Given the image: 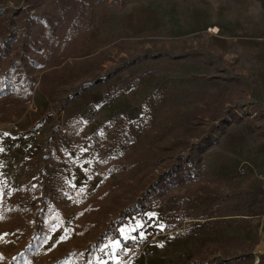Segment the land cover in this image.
<instances>
[{
	"label": "rangeland",
	"instance_id": "rangeland-1",
	"mask_svg": "<svg viewBox=\"0 0 264 264\" xmlns=\"http://www.w3.org/2000/svg\"><path fill=\"white\" fill-rule=\"evenodd\" d=\"M26 2L0 0V40L14 33L15 56L19 51L26 55L23 41L35 28L24 25L27 17L18 15L21 8L28 9L30 16L45 18L53 4L52 0L41 5ZM106 3L95 11L94 28L79 39L81 52L60 64L64 70L73 67L67 78L73 81L61 88L54 101L37 84L23 114L7 111L0 118V139L13 143L9 148L13 156L7 149L0 151V208L4 198L19 194L20 183L40 185L32 204L47 211L46 219L58 217L39 250L28 256L17 248L24 233L16 228L19 216L0 213V264H128L147 246L134 253L127 246L130 239L144 243L163 235L191 239L169 255L170 264H264V172L256 180L247 168H234L226 160L231 153L227 139L238 142L232 139L234 127L244 125L255 140L264 139V81L255 73V65L264 59L249 46L256 39L264 40V0H139L122 11ZM35 26L40 27L38 22ZM145 55L150 58L135 62ZM23 64L29 65L26 60ZM122 66L109 80L98 82ZM34 71L41 75L38 68ZM152 78L156 87L140 98L138 93L150 86ZM86 83L93 85L82 90ZM89 90L94 96L107 94L128 114L110 123L101 106L85 121L68 118ZM201 91L221 95L224 116L216 119L209 113L193 124L192 114L202 106L196 94ZM82 108L92 111L90 104ZM137 110L144 114L132 119ZM75 122L79 124L73 126ZM12 123L28 133L20 135ZM35 127L42 129L39 139L31 130ZM183 138L193 144L206 141L201 180L172 189L161 206L146 216L129 215L119 227L120 237H105L101 243V233L113 231L114 218L108 210L85 236L77 234V206L106 185L108 178L116 185L121 182L112 171L115 159L122 163L127 156L139 163L129 167L127 177L143 171L145 175L161 146ZM183 157L188 161L192 153ZM167 164L180 165L178 156L166 160L154 175ZM223 168L226 172L221 173ZM128 188L116 189L125 203L132 198ZM116 201L104 208H118ZM151 212L156 216L148 217ZM134 216L146 222L151 219L153 230L141 233L142 238L123 230Z\"/></svg>",
	"mask_w": 264,
	"mask_h": 264
},
{
	"label": "trees",
	"instance_id": "trees-1",
	"mask_svg": "<svg viewBox=\"0 0 264 264\" xmlns=\"http://www.w3.org/2000/svg\"><path fill=\"white\" fill-rule=\"evenodd\" d=\"M8 1L18 2L19 0H4V2ZM47 1L27 0L26 4L35 2L37 5H41ZM136 1L139 0H112L111 2L109 0H52V7L49 8L50 12L45 18L39 14L30 16L28 9L21 8L18 15L22 18L27 17L24 25H30V27L34 25L35 28L32 29L33 34L23 41V50L26 55L22 56L23 51L17 52L16 56L13 54L14 33L11 32L8 37H3V41L0 40V118L2 119L7 111L23 114L27 105L33 100V90L37 84L54 101L61 88L73 81V79L67 80L68 76H71L73 67L64 70L60 64L66 58L76 56L81 52L79 39L94 28L96 9L107 2L108 7L115 11H122ZM36 22L39 23V28L35 26ZM7 30L9 31V28ZM147 58H150V55L138 57L135 62ZM24 60L28 61L29 65L25 66ZM34 67L39 69L41 75L35 73ZM123 68L124 66L111 71L105 77L99 78L98 82L109 80ZM92 85L93 83H86L82 90ZM194 93H185V95L190 97ZM196 94L197 101L202 106L192 114L193 124L209 113H212L213 118L216 119L224 116L223 107L219 101L220 94L209 91H201ZM122 118V115L117 114L110 119V123L117 122ZM233 119L238 122L239 116L234 114ZM205 142L202 140L198 144H193L189 139L183 138L177 139L169 145L161 146L152 162L153 165L150 166V172L145 175H143V171L133 177H127L126 173L129 167L139 163H133V160L127 156L122 163H117L115 159L112 163V171L122 178L121 182L116 185L111 178H108L106 185L101 186L92 197L77 206V234L85 236V231L95 227L100 214L108 210L110 216L114 218L112 221L113 231H103L101 243L105 237L112 239L120 237L119 227L127 221L129 215L137 213L139 216H146L147 211L161 206L163 197L172 189L201 180L205 170V166L202 164V151ZM51 150L50 148L48 157L51 156ZM136 152L137 150L132 151L134 154ZM187 152L192 153V157L188 161L183 157ZM176 156H178L180 165L167 164L162 168L160 174L154 175V171L159 166ZM120 187L130 188H128L132 193L130 203H125L117 194L116 189ZM40 188V185L30 186L20 183L19 194L10 200L4 198L1 202L0 213H12L19 216L20 221L16 228L24 233L18 239L17 248H23L28 256L34 255L39 250L46 240L49 230L58 221L57 215L46 219L47 211L38 210L40 207L38 203L32 204L37 199L34 194ZM61 194H63V189ZM113 199L117 200L115 204L118 205V208H104L105 204ZM150 220L144 224L146 232L153 230L152 226H147ZM22 226L25 228L22 229ZM133 240L130 239V241ZM19 256L23 257L21 253Z\"/></svg>",
	"mask_w": 264,
	"mask_h": 264
},
{
	"label": "crops",
	"instance_id": "crops-1",
	"mask_svg": "<svg viewBox=\"0 0 264 264\" xmlns=\"http://www.w3.org/2000/svg\"><path fill=\"white\" fill-rule=\"evenodd\" d=\"M218 27L220 26L217 25L215 27L217 31L219 30ZM220 31H221V28H220ZM249 46L255 49V50L251 49V51H253L252 52L253 54H255V52L257 51V53L260 54L259 57L261 59H264V40L256 39L253 42H251ZM255 67H256L255 73L257 75V78L259 80L264 81V61H259L255 65ZM153 81L156 82V78L150 79L148 83L150 84V86L145 85L142 88V91L138 93L140 98L141 96L144 97L147 94H149L152 91V89L156 87L157 84L153 85ZM190 86L192 87L194 85H190ZM202 86H205V85H202ZM179 88H182V87H179ZM91 91L92 90H89L84 95L83 101H78L76 103L77 105H79L80 108H77L76 110L72 109L71 113L68 114L69 116L68 118L85 121L89 117H91V115L96 110V108H99L101 106L106 108V114L104 116L107 118V120L110 119V117L112 118V116H114L115 114H120L122 116H126L128 114L126 109L114 103L112 101V98L108 96L107 94H105L103 97L100 96L99 93L96 96H94V95H91ZM86 104L91 105V109H92L91 112L80 110V109H83L82 107ZM136 112H137L136 117L132 119H137L138 117H141L144 114L140 110H137ZM78 124H79L78 122H75L73 126H76ZM246 128H247L246 126L241 125L239 127H234L232 129V132H233L232 139L233 138L237 139L238 142L236 141L231 142L230 138L227 139L226 147H227V150L231 151V153H227L226 160L231 161L232 164L234 165V168L239 167V166H244L245 168H247L249 171L252 172L254 179L259 180L258 174L261 171L264 172V152L259 153V150L264 148V139L259 140V141L255 140L252 137V135H249L247 133ZM10 145H13L10 139H2V138L0 139V149L9 150ZM242 151H247L249 153V156H244L243 155L244 152ZM9 152L13 156V152H11V149L9 150ZM223 153H225V151ZM224 158H225V154H224ZM219 170H221V173L226 172L224 168L219 169ZM156 214H157L156 212L148 213V217H155ZM145 222L146 220L143 221L142 218L134 216L130 218V220L126 223V225L123 227V230L127 231L130 235H133L134 233V235L140 238L142 236L141 233L145 235L147 234L146 231H144V229H143V232H141V229L142 227H144ZM149 225H152V222L147 224V226ZM262 234L264 235V222H263ZM119 241L120 239L116 241L115 244L118 245ZM190 241L191 239H185L184 241H180L175 236L165 237L163 235V237H156L154 242L145 246L144 249L136 257H134L133 260L128 264H170L169 255L172 252H175L176 250H178V247L182 246L183 243L186 244Z\"/></svg>",
	"mask_w": 264,
	"mask_h": 264
},
{
	"label": "built area",
	"instance_id": "built-area-1",
	"mask_svg": "<svg viewBox=\"0 0 264 264\" xmlns=\"http://www.w3.org/2000/svg\"><path fill=\"white\" fill-rule=\"evenodd\" d=\"M93 120V119H92ZM94 121V120H93ZM12 126H13V130L16 131L17 133H19L20 135H25L28 133L29 130H25L23 129L19 124L17 123H12ZM31 130H33L34 134H35V139H39L43 136V132H42V129L40 127H35V128H32ZM40 142H36L34 143L35 145L39 144ZM155 238L156 237H151V238H148L144 243H138L136 242L135 240L133 241H130L127 246L128 248L136 253V252H140L143 248L144 245H148L150 244L151 242L155 241Z\"/></svg>",
	"mask_w": 264,
	"mask_h": 264
},
{
	"label": "bare ground",
	"instance_id": "bare-ground-1",
	"mask_svg": "<svg viewBox=\"0 0 264 264\" xmlns=\"http://www.w3.org/2000/svg\"><path fill=\"white\" fill-rule=\"evenodd\" d=\"M215 31H217V29L215 28Z\"/></svg>",
	"mask_w": 264,
	"mask_h": 264
},
{
	"label": "snow or ice",
	"instance_id": "snow-or-ice-1",
	"mask_svg": "<svg viewBox=\"0 0 264 264\" xmlns=\"http://www.w3.org/2000/svg\"><path fill=\"white\" fill-rule=\"evenodd\" d=\"M0 151H2V149H0Z\"/></svg>",
	"mask_w": 264,
	"mask_h": 264
}]
</instances>
